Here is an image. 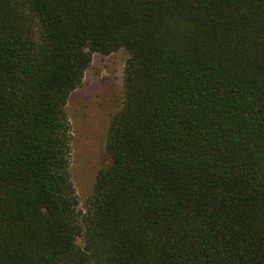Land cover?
Returning a JSON list of instances; mask_svg holds the SVG:
<instances>
[{
    "label": "trees",
    "instance_id": "1",
    "mask_svg": "<svg viewBox=\"0 0 264 264\" xmlns=\"http://www.w3.org/2000/svg\"><path fill=\"white\" fill-rule=\"evenodd\" d=\"M119 49L82 209L65 107ZM0 264H264V0H0Z\"/></svg>",
    "mask_w": 264,
    "mask_h": 264
},
{
    "label": "rangeland",
    "instance_id": "2",
    "mask_svg": "<svg viewBox=\"0 0 264 264\" xmlns=\"http://www.w3.org/2000/svg\"><path fill=\"white\" fill-rule=\"evenodd\" d=\"M127 54L119 49L107 55L95 53L81 84L67 100L70 123V174L79 207L84 209L97 172L107 164L106 129L122 101L123 69Z\"/></svg>",
    "mask_w": 264,
    "mask_h": 264
}]
</instances>
